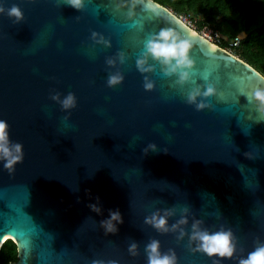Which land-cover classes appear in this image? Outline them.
<instances>
[{
    "label": "water",
    "instance_id": "obj_1",
    "mask_svg": "<svg viewBox=\"0 0 264 264\" xmlns=\"http://www.w3.org/2000/svg\"><path fill=\"white\" fill-rule=\"evenodd\" d=\"M0 4L24 14L20 23L0 14V119L24 152L11 174L0 161V250L8 239L18 246L10 264H147L153 239L161 254L175 252L176 264H214L220 258L191 240L198 220L201 231L235 237L233 258L220 264H239L264 243V116L250 103L264 89L262 73L155 0H85L79 11L62 0ZM162 29L190 44L182 87L150 56L151 71L137 68L145 42ZM117 71L124 80L108 87ZM209 84L215 93L197 103L210 107L186 103L189 91ZM56 92L73 93L76 107L62 110L50 98ZM117 209L123 223L106 233L101 221ZM157 212H171L169 231L145 223Z\"/></svg>",
    "mask_w": 264,
    "mask_h": 264
},
{
    "label": "clouds",
    "instance_id": "obj_2",
    "mask_svg": "<svg viewBox=\"0 0 264 264\" xmlns=\"http://www.w3.org/2000/svg\"><path fill=\"white\" fill-rule=\"evenodd\" d=\"M133 4L137 0H132ZM60 3V0H58ZM63 5L70 6L76 10H83L85 7V0H62ZM9 18H14V23H20L24 20V14L22 10L13 5L10 9L0 4V14L5 13ZM92 39L96 40V33H92ZM97 43H103L107 45V41L101 37L96 41ZM189 42L180 39L177 35L168 29H162L158 35L148 39L144 44V51L140 54L143 58L137 60V68L140 72H148L152 69L146 67L147 58L150 56L152 59L158 61L164 66V75L171 76L174 73L178 74V79L174 82V86H183L190 80V72L184 69H190L192 66V60L189 58ZM118 58L121 63L126 62V55L123 52L118 53ZM175 61V63H173ZM108 66H114L116 61L112 58L106 60ZM207 79V77H205ZM124 76L121 72L110 73L107 79L108 87H115L122 83ZM144 88L147 91H151L154 88V82L147 77L144 79ZM215 93V87L212 84L207 86L206 91L201 93L199 88H194L189 91L185 97L186 103L195 105L197 110L210 107L209 104L204 102L197 103V98L201 95L208 97ZM51 100L60 104L62 110H70L76 107V96L69 92L61 99V93L56 92L51 95ZM256 103V110L262 116H264V89H257L252 94L251 102ZM67 121V117L63 118ZM148 148L153 151L156 150L155 144H150ZM147 153L148 149L144 150ZM247 155V154H246ZM24 159L23 145L20 143H13L9 137V124L7 121L0 119V161H3V168L10 174L15 171V166L21 163ZM93 211L99 213L101 210L96 205H90ZM171 215V212H165L163 216L159 212L154 213L150 217L145 219V223L151 224L155 229L161 232L169 231L167 227V216ZM109 219L101 221V226L105 229L106 233H115L118 229L117 224H122L123 219L120 211L110 210ZM186 220H180L179 224L173 225L175 230L180 224H185ZM202 221H196L193 224V232L191 240L197 242L196 251L202 252L209 257H219L220 259H231L236 252L235 237L232 232L221 229L217 232L209 233L207 230L201 231L199 225ZM184 235L181 230V237ZM129 253L133 256L137 255V244L132 243L129 247ZM145 252L147 255V264H176L177 257L174 251L171 249L169 253L161 254L159 241L153 239L146 245ZM220 259L215 260L214 264H220ZM93 264H104L103 261H93ZM109 264H115L114 261H110ZM239 264H264V243H257L254 251L248 253L246 259H240Z\"/></svg>",
    "mask_w": 264,
    "mask_h": 264
},
{
    "label": "trees",
    "instance_id": "obj_3",
    "mask_svg": "<svg viewBox=\"0 0 264 264\" xmlns=\"http://www.w3.org/2000/svg\"><path fill=\"white\" fill-rule=\"evenodd\" d=\"M179 17L187 16L201 30L210 26L227 37H241L234 52L264 75V0H155ZM220 45L227 47L226 40ZM18 259V246L12 240L0 250V264Z\"/></svg>",
    "mask_w": 264,
    "mask_h": 264
},
{
    "label": "built area",
    "instance_id": "obj_4",
    "mask_svg": "<svg viewBox=\"0 0 264 264\" xmlns=\"http://www.w3.org/2000/svg\"><path fill=\"white\" fill-rule=\"evenodd\" d=\"M181 18H182V16H181ZM189 26L191 28H193L192 25H189ZM197 32H199V31H197ZM199 33L201 35H203L205 38H207L210 42L215 43V44H220L222 40H226L227 47L225 49L231 53L233 52V50L238 49L240 44H241V37H239V36H235V37L224 36L218 30H216L215 28L210 27V26H205L203 28L202 33L201 32H199Z\"/></svg>",
    "mask_w": 264,
    "mask_h": 264
},
{
    "label": "rangeland",
    "instance_id": "obj_5",
    "mask_svg": "<svg viewBox=\"0 0 264 264\" xmlns=\"http://www.w3.org/2000/svg\"><path fill=\"white\" fill-rule=\"evenodd\" d=\"M182 18H183V19H184L189 25H192V27H193L194 29H196L197 31H199V32L202 33L203 29L199 30V29L196 27L195 23H193V22L190 20L189 17H187V16H182ZM217 45L220 46V47H222L220 44H217ZM222 48H223V47H222ZM234 51H235V50H233L232 53H233L234 55H236ZM236 56H237V55H236ZM237 57H239V56H237Z\"/></svg>",
    "mask_w": 264,
    "mask_h": 264
},
{
    "label": "bare ground",
    "instance_id": "obj_6",
    "mask_svg": "<svg viewBox=\"0 0 264 264\" xmlns=\"http://www.w3.org/2000/svg\"><path fill=\"white\" fill-rule=\"evenodd\" d=\"M182 21H183L184 23L188 24L183 18H182ZM193 33L196 34L197 31H196L195 29H193ZM196 35H197V34H196ZM10 237H12L11 234L6 235V236L3 238L2 243H3L7 238H10Z\"/></svg>",
    "mask_w": 264,
    "mask_h": 264
}]
</instances>
